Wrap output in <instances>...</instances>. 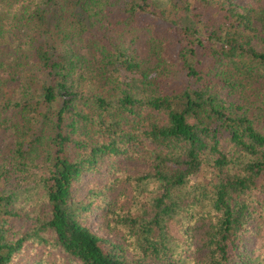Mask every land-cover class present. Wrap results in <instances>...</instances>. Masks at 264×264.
<instances>
[{"label":"trees","instance_id":"16d2710c","mask_svg":"<svg viewBox=\"0 0 264 264\" xmlns=\"http://www.w3.org/2000/svg\"><path fill=\"white\" fill-rule=\"evenodd\" d=\"M0 131V264H264V0H0Z\"/></svg>","mask_w":264,"mask_h":264},{"label":"rangeland","instance_id":"374dc122","mask_svg":"<svg viewBox=\"0 0 264 264\" xmlns=\"http://www.w3.org/2000/svg\"><path fill=\"white\" fill-rule=\"evenodd\" d=\"M241 4H246L249 0H237ZM137 52L139 55L144 57L147 53V47H146V37L145 35H140L139 42L135 45ZM12 141V135L10 132L0 131V152H4L10 142ZM124 167L129 173L137 174L140 172H143L146 170V166L143 162L140 160H133L128 161L124 163ZM175 222L172 223V232H174L177 236L182 235L181 233H184L185 227L180 226V224H177L176 221H180L179 217H176ZM14 225L16 228L21 227H27L30 225L29 222L24 221L23 219L16 220L14 222ZM195 227V226H194ZM192 239L193 242L197 245H199V236L195 235V229H193L192 232ZM180 237V236H179ZM245 249L248 253H251L253 256L260 255L264 253V227L259 231V229H255L252 233L247 235V237L244 240ZM35 258V255L28 254L26 256V261L24 264H31L32 260ZM52 258V260H54ZM155 264V263H153Z\"/></svg>","mask_w":264,"mask_h":264}]
</instances>
